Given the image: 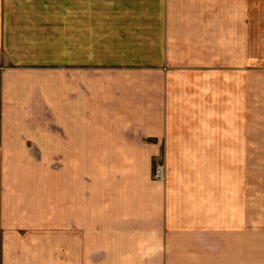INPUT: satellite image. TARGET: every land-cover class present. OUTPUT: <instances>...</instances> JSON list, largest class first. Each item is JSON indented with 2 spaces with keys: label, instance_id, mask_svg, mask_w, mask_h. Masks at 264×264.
I'll list each match as a JSON object with an SVG mask.
<instances>
[{
  "label": "crops",
  "instance_id": "1",
  "mask_svg": "<svg viewBox=\"0 0 264 264\" xmlns=\"http://www.w3.org/2000/svg\"><path fill=\"white\" fill-rule=\"evenodd\" d=\"M262 163L264 0H0V264H264Z\"/></svg>",
  "mask_w": 264,
  "mask_h": 264
},
{
  "label": "rangeland",
  "instance_id": "2",
  "mask_svg": "<svg viewBox=\"0 0 264 264\" xmlns=\"http://www.w3.org/2000/svg\"><path fill=\"white\" fill-rule=\"evenodd\" d=\"M130 16H132L130 18ZM117 27H124V26H132V27H139L141 28V22L139 21V17L134 14H129L125 17L119 16L116 21ZM155 160H157L158 165L161 167V174L159 177H155L153 175V169L154 165L156 164ZM261 172H262V181H261V189H262V197H261V220L262 223H264V163L261 165ZM165 162L163 155L154 156L151 161V167H150V177L152 180L161 181L163 182L165 179ZM215 264H219V260L214 261Z\"/></svg>",
  "mask_w": 264,
  "mask_h": 264
},
{
  "label": "built area",
  "instance_id": "3",
  "mask_svg": "<svg viewBox=\"0 0 264 264\" xmlns=\"http://www.w3.org/2000/svg\"><path fill=\"white\" fill-rule=\"evenodd\" d=\"M156 164L154 165V169H153V175L155 177H159L161 174V167L158 165L159 163H157V160H155Z\"/></svg>",
  "mask_w": 264,
  "mask_h": 264
}]
</instances>
